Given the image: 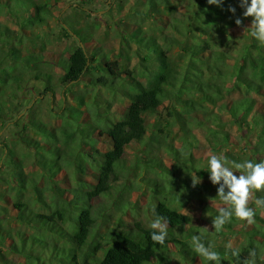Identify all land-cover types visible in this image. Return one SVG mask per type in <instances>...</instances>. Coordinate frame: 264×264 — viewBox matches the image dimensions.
Listing matches in <instances>:
<instances>
[{"label": "trees", "instance_id": "obj_1", "mask_svg": "<svg viewBox=\"0 0 264 264\" xmlns=\"http://www.w3.org/2000/svg\"><path fill=\"white\" fill-rule=\"evenodd\" d=\"M19 1L0 0V11L8 9L18 17L20 29L42 25L46 21L44 16L51 15L46 2L24 0L20 4ZM92 1L69 0L68 10L58 21L60 35L74 41L61 63L62 111L54 113L49 105V110L60 120L52 125L35 119L31 116L32 106H27L24 116L5 120L9 126L22 123V128L29 127L46 139L41 141L30 136L17 139L27 149L25 156L17 155L12 145L0 146V181L5 185V190L0 189V264H15L8 253L24 255L26 264H45L40 261V253L51 249V242L45 240L51 235L54 242L55 238L65 242L69 255L62 259L50 256L48 264H150L160 250L172 243L182 244L188 250L187 253L181 249L183 254L199 256L191 247L193 235L200 236L206 245L211 243L220 254L222 264H264V207L254 203L257 197H264V190L250 195L249 206L254 211L251 222L232 218L216 232L211 222L221 203L213 206L209 200L199 198V209L207 216L202 217L203 223L195 224L193 221L201 218L180 209L189 204L186 200L194 198L191 175L183 178L181 185H173L163 175L167 168L155 162L160 167L153 180L162 193L153 207V219L159 215L168 222L165 244H155L150 239L149 227L135 222L133 228L113 230L103 243L97 241L91 246L92 201L112 191L126 147L134 142L143 145L153 140L163 142L169 146L176 167L179 160L188 157L179 156L180 149L167 144V140L179 132L185 141L184 148L193 147L189 141L195 138L192 126L200 124L194 119L196 110H203L212 122L225 126L223 129L208 127L206 146L210 148V155L233 162L264 161V45L250 36L246 28L251 17L242 16L238 0H224L221 6L210 5L207 0H178L180 10L173 0H112V9L105 15H112L116 9L137 22L136 26L119 30L113 24L117 38V50L111 51L116 56L114 59L109 52L91 44V27L82 24L88 18L100 16L99 9H91ZM128 1H132L129 6ZM229 6L236 8L234 14L228 11ZM236 18L242 21L241 32L233 30L237 26ZM152 19L159 21L156 31L142 26ZM173 46L177 48L174 53ZM19 52L17 47L10 49L15 58H19ZM124 56L127 61L122 67L120 58ZM31 72L39 80L38 85H32L37 97L50 92L51 99L54 98L56 90L51 74L41 73L39 69ZM0 73L3 74L0 83H4L7 74L2 69ZM20 77L10 76L16 82ZM80 80L84 81L82 87L94 91L93 98L86 99L85 92L74 89ZM98 90L128 100L118 112V118L111 116L114 98L97 99ZM14 107L0 96V115L7 116ZM86 109L92 114L87 117L89 123L82 120ZM161 109L166 110L167 117L160 115ZM149 117H153L150 130ZM229 125L235 126L238 133L232 134ZM96 130L109 142L110 147L105 151L94 146ZM91 147L99 155V159L93 160L95 164L88 160ZM190 161L188 172L194 171L193 176L202 178L203 183L197 184L198 187L210 184L215 191L209 196L216 197L219 185H212L210 181L207 184L204 177L208 174L207 159L203 166L195 165L198 161L194 164V154L190 153ZM88 163L94 168L95 180L80 178L75 186H69L63 170L75 166L84 173ZM174 186L177 191L173 190ZM177 203L179 208L175 206ZM64 223L68 228L63 227ZM184 226H189V231L181 239L174 229ZM237 232L243 234V239L232 246L239 252L233 257L226 245L215 243L214 239ZM68 241L71 245H67ZM56 246L59 247L57 243ZM98 249L101 254L95 256ZM199 259L200 264H211L203 257Z\"/></svg>", "mask_w": 264, "mask_h": 264}, {"label": "rangeland", "instance_id": "obj_2", "mask_svg": "<svg viewBox=\"0 0 264 264\" xmlns=\"http://www.w3.org/2000/svg\"><path fill=\"white\" fill-rule=\"evenodd\" d=\"M32 2H46L48 3V9L51 10V15L46 14L44 17L46 21L42 25H32L28 29H20L19 18L13 16L8 9L0 11V69L3 72H6L7 77L4 83H0V96L4 99L9 100V104L15 105L12 112L8 113L7 116L0 115V146L5 147L13 146L14 151L17 155H22L27 152L26 147L22 144H18L17 139H23L24 136H30L36 139H43L40 137L38 132L26 126L22 128V123H19L18 126H9L8 123H5V120L8 117L14 118L22 117L26 114L27 106H32L33 111L31 116H35V119H41L42 121L52 124L57 123L60 119L56 117L50 110L49 105L53 109V112L62 111L60 109L61 102L59 100V94L62 92V84L59 82V76L63 73L61 63L63 59L68 56V49L70 44H74V41L71 38H65L60 35V29L58 26V21L62 17L69 7L65 8L68 5L69 0H31ZM24 0H20V4H24ZM112 0H93L90 3L91 9H99V15L95 19L88 18L82 22V24L91 27L92 30V39L91 44L99 46L100 50L109 52L111 58L116 56L112 54L111 51L117 50L116 43L117 38L114 30L113 24L115 23L118 30L122 27H132L137 25V22L134 19H128L124 17L123 13L120 14L116 9H113L112 15H105L104 13L112 9L110 4ZM175 4L178 5V10L181 9V4L178 0H173ZM132 1L127 2L129 6ZM62 8H65L62 10ZM31 12L33 9H29ZM73 13V12H72ZM111 13V12H110ZM178 12H174L177 14ZM148 23L143 24L142 26L150 27L151 31H156L159 27L157 24L159 21L152 19L147 21ZM156 23V24H153ZM155 25V26H154ZM233 30L242 31V26H233ZM29 31V32H28ZM12 47H17L19 52V58H15L10 54V49ZM173 53L176 52L177 48L173 46ZM59 61V62H58ZM125 56L120 58V65L125 66ZM36 69H39L42 73H50L52 81L55 85V95L51 99V93H47L46 96L37 97L34 92L32 85H38L37 79L32 77V72ZM0 75H3L0 73ZM11 75L21 76L16 82L10 78ZM44 77V76H41ZM84 81L77 82L74 85V89H77V92H85V98L88 99L89 96L94 97L93 92H89V87H82ZM4 84V85H3ZM37 87V86H36ZM12 91H14L12 93ZM91 91V89H90ZM14 95V96H13ZM112 99V117L118 118V112L121 111L129 102L124 97L119 95H112L109 92L98 90L97 99ZM38 98L40 100H38ZM195 120L200 121V124L195 123L193 125V133L195 138H191L192 146L184 148V140L181 138L179 132L173 135V137L168 138L167 144L172 143L176 148L180 149L179 156L187 159H181L177 163V166H173V154L169 152V146L163 142L158 143L155 140L149 142L148 145L132 143L125 149L123 155L122 165L119 168V174L116 182L113 184L112 191L108 193L107 196L97 197L92 201L93 217L94 224L90 229V243L93 246L97 241L103 243L104 239L109 236L113 230H122L133 228L135 222H140L141 225L148 226L150 221L153 219V207L157 202L158 198H161V193L158 187V184L154 182L153 178L157 175L159 165L165 166V175L173 185H181L183 178H189V176L194 175V171L188 172V169L191 167L192 163L190 161V153L194 154L195 162L199 166H203L206 163V159L210 155V148L207 145L206 138L210 135L208 127H215L219 129L225 128V126L220 125L219 123H214L210 118L206 117V114L203 110H196ZM19 115H16V114ZM83 114V122L89 123L90 119L87 120V117H90L91 112L86 111ZM117 113V114H116ZM221 113H224L221 111ZM112 114V113H111ZM92 115V114H91ZM162 117H167L166 110L161 109ZM92 117V116H91ZM98 119V118H96ZM7 121V120H6ZM151 121V122H150ZM149 130L151 128V123L153 122V117H149L148 120ZM174 129L177 128L174 126ZM227 129V127H226ZM98 130V129H97ZM95 131L93 137L95 138V144L97 149L100 151H105L110 147L109 142L105 135L98 134V131ZM174 130V131H175ZM228 130L232 134L238 133L235 126L229 125ZM152 131V130H151ZM150 131V132H151ZM93 146V147H94ZM92 150V147L90 148ZM92 155L88 158L92 164H95L93 160L99 159V155L95 153V150H92ZM1 154V153H0ZM22 156H25L24 154ZM30 162V159L28 160ZM155 162V163H154ZM92 164L89 163L86 166L84 173H80L76 170L75 166H68L63 170V175L69 186H75L77 180L93 179L95 175L94 168ZM207 179V184L209 183L208 174L204 176ZM202 179V178H201ZM200 179V182L202 181ZM190 180V181H189ZM188 180V183L191 182V179ZM203 183V182H201ZM222 183V182H221ZM168 186V182H165ZM192 184V182H191ZM4 183L0 181V189L5 190ZM208 186V185H207ZM211 185L209 184V187ZM199 188L198 185L195 186V193L193 200H186L189 204L183 205L180 209L181 211L191 215L193 217H198L195 224L203 223L202 217L207 216L203 211L199 209L198 199L204 198L210 202L213 206H217L219 200L214 199L211 194L214 193V188L211 186V190L208 188ZM174 191L177 189L173 188ZM7 191V189H6ZM211 197V198H210ZM179 208V203L175 204ZM42 211V210H41ZM52 224H55L52 222ZM64 228H68L67 224H63ZM189 226H184L181 229H174L176 236L184 239V234H186L189 229ZM188 229V230H187ZM214 239V238H212ZM243 239V234L240 232L230 234L225 233L221 237L214 239L215 243H221L223 245H228L229 243L232 246H237L238 243ZM46 242H51V249L46 250L45 252L40 253V261L42 263L48 264L49 257L54 256V258L62 259L66 258L69 254L68 250L65 248L66 244L63 240L59 241L53 236H47L45 238ZM189 240V239H188ZM191 242V239H190ZM58 244L56 248L54 244ZM67 245H71L68 241ZM38 247L40 245L38 244ZM54 249H56V254ZM183 249L188 253V250L183 247L182 244L172 243L170 246L163 248L159 251V256L154 259L150 264H200L199 256H193V253H185L181 251ZM101 249L95 251V256H100ZM187 254V255H186ZM193 254V255H192ZM8 258L15 264H26L27 259L24 255L8 253L6 254ZM59 256V257H58ZM192 257V258H191ZM189 259L192 262H189Z\"/></svg>", "mask_w": 264, "mask_h": 264}, {"label": "clouds", "instance_id": "obj_3", "mask_svg": "<svg viewBox=\"0 0 264 264\" xmlns=\"http://www.w3.org/2000/svg\"><path fill=\"white\" fill-rule=\"evenodd\" d=\"M223 2L224 0H207L208 4L216 6H221ZM238 6L243 9V17H251L250 26L246 28L250 36L259 44L264 45V0H238ZM228 11L234 14L236 8L229 6ZM241 23L240 18L235 19L237 26ZM206 171L211 184L219 185L215 198H218L221 206L212 217L211 223L214 231L220 232L232 218L251 222L254 211L249 206V199L254 191L264 190V161L233 162L228 161L226 157L212 154L207 158ZM191 178L193 187L200 183L199 176L195 175ZM254 203L256 206L264 207V197H257ZM148 227L151 241L161 246L164 245L168 236V222L165 218L156 215ZM191 247L205 261L211 264H222L220 254L211 243L206 245L200 236L191 237ZM226 248L231 251L233 257L239 255L238 250L232 248L230 243L226 245Z\"/></svg>", "mask_w": 264, "mask_h": 264}, {"label": "water", "instance_id": "obj_4", "mask_svg": "<svg viewBox=\"0 0 264 264\" xmlns=\"http://www.w3.org/2000/svg\"><path fill=\"white\" fill-rule=\"evenodd\" d=\"M68 6H69V5H66V6H65V8H67ZM65 8H64V9H65ZM64 9H63V10H64ZM64 26L66 27V25H65V24H64Z\"/></svg>", "mask_w": 264, "mask_h": 264}]
</instances>
